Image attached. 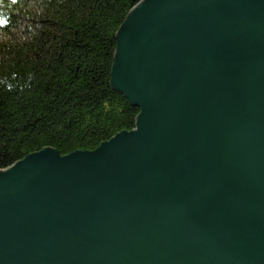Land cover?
<instances>
[{
	"label": "water",
	"instance_id": "water-1",
	"mask_svg": "<svg viewBox=\"0 0 264 264\" xmlns=\"http://www.w3.org/2000/svg\"><path fill=\"white\" fill-rule=\"evenodd\" d=\"M113 86L136 128L0 171V264H264V0H142Z\"/></svg>",
	"mask_w": 264,
	"mask_h": 264
},
{
	"label": "trees",
	"instance_id": "trees-1",
	"mask_svg": "<svg viewBox=\"0 0 264 264\" xmlns=\"http://www.w3.org/2000/svg\"><path fill=\"white\" fill-rule=\"evenodd\" d=\"M142 0H0V171L44 148L94 150L140 113L111 80Z\"/></svg>",
	"mask_w": 264,
	"mask_h": 264
}]
</instances>
